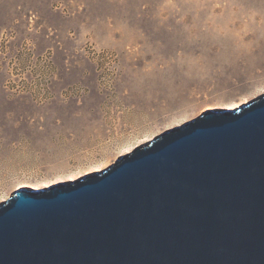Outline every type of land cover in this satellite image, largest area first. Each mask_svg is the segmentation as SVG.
<instances>
[{
  "label": "rangeland",
  "instance_id": "obj_1",
  "mask_svg": "<svg viewBox=\"0 0 264 264\" xmlns=\"http://www.w3.org/2000/svg\"><path fill=\"white\" fill-rule=\"evenodd\" d=\"M264 95V0H0V204Z\"/></svg>",
  "mask_w": 264,
  "mask_h": 264
},
{
  "label": "water",
  "instance_id": "obj_2",
  "mask_svg": "<svg viewBox=\"0 0 264 264\" xmlns=\"http://www.w3.org/2000/svg\"><path fill=\"white\" fill-rule=\"evenodd\" d=\"M0 264H264V95L0 204Z\"/></svg>",
  "mask_w": 264,
  "mask_h": 264
},
{
  "label": "bare ground",
  "instance_id": "obj_3",
  "mask_svg": "<svg viewBox=\"0 0 264 264\" xmlns=\"http://www.w3.org/2000/svg\"><path fill=\"white\" fill-rule=\"evenodd\" d=\"M238 108V107H237ZM236 109V108H235Z\"/></svg>",
  "mask_w": 264,
  "mask_h": 264
}]
</instances>
